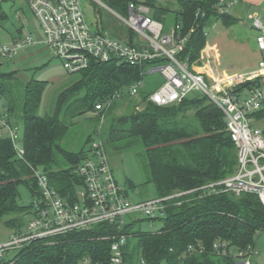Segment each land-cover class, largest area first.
I'll return each mask as SVG.
<instances>
[{"label": "trees", "instance_id": "obj_1", "mask_svg": "<svg viewBox=\"0 0 264 264\" xmlns=\"http://www.w3.org/2000/svg\"><path fill=\"white\" fill-rule=\"evenodd\" d=\"M102 1L122 15H127L131 2L144 3L151 8L152 16L164 23L174 13L182 34H189L181 57L189 58L190 63L200 57L207 44L206 29L215 20L220 19L225 26L238 20L231 13L217 12L220 0ZM5 18L0 12V19ZM109 27L102 25L101 29L121 37L116 26ZM124 31L131 43H137L136 33L126 26ZM157 62L133 66L116 59L107 62L91 59L90 65L77 73L78 79L59 92L52 113H40L47 81L32 78L24 82L20 111L10 99L6 112L12 126L23 127V158L18 156L9 136H0V221L20 230L27 224L24 215L32 217L33 204L20 203L19 187L25 185L33 198L41 197L33 168H42L62 197L78 200L76 189L84 185L78 166L91 153L92 145L78 151L64 147L63 140L70 128L66 119L97 112L98 101L143 78L146 65ZM15 78L14 72L0 73L1 95L10 93ZM262 81L263 78L249 81L236 90L262 86ZM150 92L142 91L140 102L108 126L107 138L109 142L128 139V145H141L150 171L147 182L155 186L158 197L197 188L237 171L238 149L217 104L204 94L193 93L177 104L159 106L148 100ZM139 103L142 108L136 110ZM254 119L253 123L264 128V112ZM91 141L92 134L85 143ZM179 200L182 201L179 205L174 201L168 204L159 217L163 225L156 232L134 229V220L125 226L128 238L124 255L128 264H138L142 257L147 264H234L233 256L217 254L214 244L227 242L229 252L246 249L256 245L258 236L264 232V204L256 193L200 196L196 191L175 201ZM115 232L114 225L100 223L85 230L39 239L1 259L0 264H80L84 257L106 263L112 239L103 237ZM199 244L205 247L204 253L189 251V247Z\"/></svg>", "mask_w": 264, "mask_h": 264}, {"label": "built area", "instance_id": "obj_2", "mask_svg": "<svg viewBox=\"0 0 264 264\" xmlns=\"http://www.w3.org/2000/svg\"><path fill=\"white\" fill-rule=\"evenodd\" d=\"M25 1L40 25L45 45L57 55L67 73L77 74L86 69L91 59L102 62L116 59L133 66L158 60L157 63L146 65L142 71L143 76L155 72L164 77L163 84L150 92L148 100L159 106H170L193 93L206 95L224 112L227 130L238 149L239 164L233 175L200 187L146 200H134L117 182L103 141H94L91 153L78 166L84 185L82 189H76L78 200L74 202L60 195L42 168H33L41 197L33 198V214L27 224L11 232L9 238L0 243V260L33 241L109 223L116 229L112 236L103 237L112 239L110 259L106 263L92 262L89 257H84L80 264H128L124 255L128 234L124 229L131 222L127 217L133 213L155 218L157 213L163 215L171 201L179 205L182 201L175 200L196 191L200 196L222 192L236 196L256 193L264 204V128L253 123L254 116L264 112V88L253 86L236 90L249 81L264 78V57L252 70L218 77L213 70L208 72L197 69L198 60L190 63L189 58H182L181 53L189 34H182V27L178 23H164L154 18L151 8L144 3L131 2L127 15H122L102 0H96L136 33L139 42L133 44L101 27L92 29L86 20L81 0ZM236 2L220 0L217 12L229 13ZM249 18L257 33V47L264 52V20L258 12L251 13ZM32 42L33 35L28 32L16 42L0 43V59L18 54ZM144 86L143 77L98 101L95 107L101 118V127L105 112L114 100L120 99L124 93L137 96ZM1 129L9 131V138L18 156L23 158L25 151L22 143L18 142L17 127L12 126L3 113H0ZM214 249L219 255H232L234 264H254L253 258L259 252L257 244L237 249L236 253L229 252L227 242L223 241H217ZM189 251L204 253L205 247L199 244L197 247H189ZM138 264L147 262L142 257Z\"/></svg>", "mask_w": 264, "mask_h": 264}, {"label": "rangeland", "instance_id": "obj_3", "mask_svg": "<svg viewBox=\"0 0 264 264\" xmlns=\"http://www.w3.org/2000/svg\"><path fill=\"white\" fill-rule=\"evenodd\" d=\"M236 4L230 9L232 15L237 18V22L231 26H225L220 19L215 20L213 24L207 28V44L202 48L201 55L198 58L196 68L211 72L215 71L216 76L225 77L233 73H242L256 68L264 57V52L260 51L256 44L257 33L252 27V20L249 15L258 12L264 20V0H236ZM81 5L88 24L92 29L97 30L102 25L111 29L109 25L116 26L120 38L127 40L128 36L124 31V24L117 16L96 0H81ZM0 12L6 15L5 19H0V43L9 41L20 27L24 31L39 28V24L30 9L29 4L25 0H0ZM167 23H175V14L170 13L166 19ZM121 29L123 31L121 32ZM126 29V28H125ZM120 32V33H119ZM136 42L138 36L134 37ZM62 64V63H61ZM13 68V61L10 58L0 59V73L9 72ZM64 68V67H63ZM65 70V69H64ZM66 72V70H65ZM67 73V72H66ZM72 81L78 79V74H72ZM164 82V77L160 73H148L144 76L145 86L141 93L137 96H131L127 93L120 99L114 100L112 105L105 112L104 124L101 127V118L97 112L88 111L74 119H66L70 128L63 140V146L69 150L78 151L83 146L89 147L94 141L102 140L106 153L109 158L114 176L120 186L128 192L134 200H146L157 196L155 186L151 182H147L150 178V171L147 161L143 154V149L139 144L128 145V139H120L114 142L108 140V126L114 122L120 115L131 111L143 92L154 91ZM24 81L15 78L10 84V93L6 92V96L0 94V113L7 109L10 99L13 101L16 109H21V96ZM58 87V86H57ZM53 86L51 84L45 88L44 99L40 107V113H52L56 97L62 87ZM264 88V78L262 81ZM50 100V101H49ZM49 102V106H47ZM46 103V104H45ZM142 108L141 103L137 105L136 110ZM17 137L19 144L22 143L23 127H17ZM2 135L9 136L8 130H3ZM92 134V141L86 144L88 135ZM130 183H133L132 186ZM21 196L20 203L30 204L33 197L30 190L25 186L19 187ZM157 213V212H156ZM156 218L147 217L142 213H133L127 217V220H134L133 228L148 232H156L163 225V220L159 217L163 216L157 213ZM31 216L24 215L26 223ZM14 230L5 225L4 221H0V243L6 241L11 232ZM258 254L254 256V264H263L264 262V232L257 238ZM236 253L235 249H232ZM13 255V252L6 258Z\"/></svg>", "mask_w": 264, "mask_h": 264}, {"label": "crops", "instance_id": "obj_4", "mask_svg": "<svg viewBox=\"0 0 264 264\" xmlns=\"http://www.w3.org/2000/svg\"><path fill=\"white\" fill-rule=\"evenodd\" d=\"M28 32L32 33L33 42L21 49L18 54L10 57V60L13 61V68L9 72H14L15 76L24 82H28L32 78H37L47 81V86L51 84L52 90L53 86H58L56 89L62 87L61 90H63L74 81H72L73 75L65 72L60 59L45 45L44 35L40 25L37 30L32 28L24 31L23 27H20L17 29L16 33L11 36L12 38L5 43L10 44L16 42L23 34ZM47 106L50 107L49 102H47ZM6 112L7 109L3 110L2 113L9 117ZM3 130H0V134Z\"/></svg>", "mask_w": 264, "mask_h": 264}]
</instances>
